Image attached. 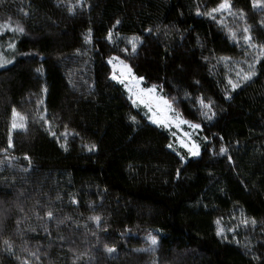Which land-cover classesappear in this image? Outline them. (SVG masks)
<instances>
[{"label":"trees","instance_id":"16d2710c","mask_svg":"<svg viewBox=\"0 0 264 264\" xmlns=\"http://www.w3.org/2000/svg\"><path fill=\"white\" fill-rule=\"evenodd\" d=\"M221 2L0 0V264H264V57L242 38L264 45V7ZM113 57L201 126L200 157Z\"/></svg>","mask_w":264,"mask_h":264},{"label":"snow or ice","instance_id":"6c2138e0","mask_svg":"<svg viewBox=\"0 0 264 264\" xmlns=\"http://www.w3.org/2000/svg\"><path fill=\"white\" fill-rule=\"evenodd\" d=\"M253 7H264V0H253ZM75 5H72L69 10L70 11H74ZM222 10H228L229 12L231 11V3L230 0H222V2L219 4L218 8H214L211 10V12H209V15H212V13L218 12V11H222ZM117 23H119V21H117ZM0 27H10V24L8 25H0ZM12 31H19V32H23L24 29L22 27L17 26L16 28H12ZM149 31H151V29H149ZM244 35H243V41L245 44H247L249 46V48L254 49V50H258L257 53V62H259V57H264V45H257L255 43H253L252 41V36L250 34V30L249 28H244L243 29ZM233 38L235 39L236 37V33L233 32L232 33ZM90 39V36H89ZM109 39H111V34H109ZM136 40L137 38H133L130 43L132 44V51L134 52L136 50ZM10 47H14V45H10ZM119 59V58H116ZM10 61L5 60L3 57H0V66H4L5 64L9 63ZM121 64H123V61H121ZM125 67H127L125 65ZM249 72L246 74H243L242 79L247 81L250 80L252 78V76L255 75V71H254V66L252 64H249ZM242 71V70H241ZM128 72H131V69H128ZM238 76L241 75L240 72L237 73ZM113 79H117L116 76H113ZM121 83H123L124 81L121 80ZM229 84L232 85L233 89H235L236 87L239 86L238 83H233L231 80H229ZM136 85H137V91L133 92L132 88H129V92H132L133 95L136 97L135 99H133V104H144V106L146 108L149 109V111L153 112V115L150 117V119L152 120L153 123H160V124H165V126H167L168 123H171V118L167 116V111L171 110V105L168 104V102L166 100H163L162 98H158L154 95H152L155 92V86L153 85L151 88L148 89H140L138 87L139 85V81H136ZM131 98V97H130ZM153 103H155V106L157 109H160L161 111H164L165 114L164 116H159L158 113L156 111H153ZM161 104H163L165 107L163 109H161ZM201 104L204 107H208L210 108L211 105L210 104H204L203 99L201 100ZM17 119H19L21 121V123L17 124ZM26 119V117L21 116L18 112L15 111V109H13V113H12V127L16 128V127H24V123L23 121ZM133 120H135V117H132ZM180 123H188V121H178L177 126H179ZM190 127L193 128H199L200 125L198 124H192L190 125ZM53 136L56 135V133H52ZM11 144V141H10ZM181 144L188 149V152L193 155V156H198L200 154L199 152V147L195 144H193L191 147H189L188 144L184 143L183 141H181ZM94 145L89 147V151H92L94 149ZM169 147L171 148L172 145H169ZM221 153H224L227 151V149L225 148H221ZM183 159V158H181ZM47 216L49 218H52L53 213L52 211H48ZM92 219H94L96 221L97 224L100 223L101 218L99 216L96 217H92ZM245 224L248 223L247 220L243 221ZM19 223V222H18ZM253 223H255V221H253ZM217 224H219V221H217ZM218 235H223V230L220 229L218 230ZM150 242L153 246L157 245L158 241L156 239L155 236H150ZM7 243V242H5ZM108 252H114L115 249L114 248H108L107 249ZM33 255H35V253H33ZM27 264V262H26Z\"/></svg>","mask_w":264,"mask_h":264},{"label":"rangeland","instance_id":"374dc122","mask_svg":"<svg viewBox=\"0 0 264 264\" xmlns=\"http://www.w3.org/2000/svg\"><path fill=\"white\" fill-rule=\"evenodd\" d=\"M223 11H227V10H222V11H218L216 12L217 14L223 13ZM109 63L112 67V77L116 76L117 79H114L118 82H120L121 80H123L124 82L122 83L129 95V97H131V100L133 101V99H135L136 97L133 95L132 92H129V88L133 89V92L137 91V85H136V81H139V85L138 87L140 89H148L145 88L144 83L142 81V79L137 78L133 72L131 71L130 73L128 72V69H130L125 63L121 64V61L116 59L115 57L111 58L109 60ZM125 65L127 67H125ZM121 83V82H120ZM158 98H162L163 100H166L168 102L169 105H171V103L162 95L158 92V90L155 88V92L152 94ZM138 107H142L146 110V113L148 115L149 121L151 123L152 120L150 119V117L153 115V112L149 111L148 108H146L144 106V104H140L137 103L135 104ZM153 107V111H156L158 113L159 116H164L165 112L161 111L160 109H157L155 106V103H153L152 105ZM165 106L163 104H161V109H163ZM167 116L171 118V123H168L167 126H165V124H160V123H153L157 126L163 127L166 130H168L171 134V137L173 139L174 142V149L175 150H184L187 154L188 157L190 158H198L201 155V148L197 143V136L201 130V126L199 128H193L190 127V125L192 124H197L194 122H191L187 119H185L184 117L176 114L172 108L171 105V110L167 111ZM178 121H188V123H180L179 126H177ZM17 124H19V120L17 119ZM199 125V124H198ZM181 141H183L184 143L188 144L189 147H191L193 144L197 145L199 147V152L200 154L198 156H193L188 152V149L185 148L182 144ZM186 159V158H184Z\"/></svg>","mask_w":264,"mask_h":264}]
</instances>
